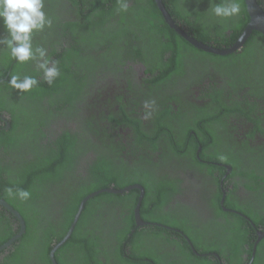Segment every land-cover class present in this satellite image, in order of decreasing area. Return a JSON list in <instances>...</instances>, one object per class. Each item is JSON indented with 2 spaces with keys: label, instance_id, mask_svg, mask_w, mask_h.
Listing matches in <instances>:
<instances>
[{
  "label": "trees",
  "instance_id": "16d2710c",
  "mask_svg": "<svg viewBox=\"0 0 264 264\" xmlns=\"http://www.w3.org/2000/svg\"><path fill=\"white\" fill-rule=\"evenodd\" d=\"M176 1L162 0L170 16L175 22H181V29L187 34L215 48H228L240 36L249 20L244 0H238L241 8L239 15L227 19L216 17L210 9L208 10L210 0H181V11L175 6ZM137 2V6L141 7L140 10L142 9L144 14L138 12L137 6L129 7L126 13L118 11V0H45L44 11L52 20V26L46 27L42 32L34 33L33 47L47 49L48 57L58 62L57 66L61 74L51 85L44 81L43 73L37 67V61L17 63L11 57L10 51L0 46V112L9 115L11 125L9 130H3L1 128L4 125L0 120V199L6 200L13 206L21 214L25 223L23 235L8 250L0 252V264H27V259H30L28 264L37 260L44 264H51L49 252L68 230L80 200L88 193L109 188L111 183H115L113 185L115 189L143 184L144 195L140 205V215L144 221L182 229L199 253L215 252L226 261V264H247L256 236L255 230L245 229L248 223L241 218L237 219V222L239 220L237 227L245 230L235 231L238 235L241 233L243 237L247 235L245 241L248 249L241 250L235 246L233 254L237 255L234 263L228 260L225 248L218 241L205 243L192 235L191 230H186L185 220L170 215L165 218L146 216V213L151 211L150 205H160L165 202L167 199H164V194L172 189L175 190L177 184L175 180L165 175L153 178V182L156 183L149 186L142 177L135 178L132 171L128 173L127 178L116 177V172L124 170L118 164L121 162L127 164L121 158V151H125V146L121 142L120 128L130 127L133 130L132 127H134L140 141L138 143L136 139L139 146L143 141L156 140L158 134L164 132V129L155 121L153 128L149 131L144 130L145 115L129 116L122 111V119H118L114 116V112L107 109L106 114L104 112L97 114L94 104L96 97L93 98L91 87L99 75L110 74L116 70L118 73L119 65L125 59H134V65L138 61L142 63L145 57L144 52L139 48L142 43L154 44V49L160 52L168 51L169 48L175 52L174 42L180 44L181 51L192 56L188 58L194 65L191 72L198 73L201 78H207L209 75L206 76V73H209L210 68L214 71L237 68L238 72L240 68L254 66L257 62L253 64L252 62L256 53H264V36L253 31L237 54L205 53L190 45L164 22L154 0H138ZM214 2L220 3L221 0ZM257 2L264 10V0H257ZM0 24L3 25L2 20ZM7 34L6 31L0 38L6 37ZM56 35H61V38L57 40ZM169 35L174 38V41L168 39ZM140 39V44L136 46ZM89 54L94 58L90 60L94 68L86 71L85 69L89 68L86 56ZM100 54L106 55L110 66L101 62ZM248 58L251 64H245ZM133 72L134 69L130 66L128 77L132 76ZM11 75H20L21 78L25 75L34 76L39 84L30 92L20 93L19 90L9 86L8 80ZM159 79L157 77L150 83L157 82ZM211 81L212 89L207 90L204 96L211 100L208 106L214 102L217 106L216 108L212 106L216 112L206 114L216 115L217 118L221 115L228 117L237 111L244 116L248 114L243 105L249 106V102L240 105L235 101L231 103V106H227L225 87L214 85L213 79ZM108 105L110 109H114L113 104ZM202 110L204 111L203 108ZM58 116H61L63 120H59ZM104 120H108L115 126H107ZM250 121L255 125L256 130L264 133L255 119ZM72 124L76 126L75 129L67 126L62 132L57 133L56 128ZM194 125L200 127L202 131L206 130L197 122ZM53 133L59 136L52 139ZM126 138H123V141ZM108 139L115 144L110 146L114 152L106 150ZM183 140L186 143L185 139ZM152 143L153 151H155L157 145ZM196 148L197 145H193L194 151ZM85 149L92 154L93 158L89 160L87 174L100 181L101 185L82 188L79 193L73 194L62 208V214L61 211L53 210V208L52 211H43L42 198L53 193L55 188L62 184L66 175L65 170L69 167L73 169L78 164ZM106 152L109 153L106 154ZM212 167L217 168L214 165ZM8 187H12L13 191L17 188L28 190L31 198L21 201L19 198L9 197L5 191ZM86 189H88L87 192ZM65 194H60L58 198H67L68 195L64 196ZM138 196L139 190L131 189L123 194L101 193L89 199L70 238L54 254L57 264H72V261L75 264H109L112 259L127 261L124 254L128 252L125 248L127 250L130 247L131 259L154 260L151 256L136 254L135 251H140L141 247L133 246L135 236H142L141 233L146 230H137L129 237L131 230L135 227L133 209ZM220 197L219 193L218 199ZM226 197L228 198V194ZM227 198L224 201L225 207L229 206ZM120 202H123L122 205ZM214 205L220 212L219 203L216 202ZM119 212L122 213L123 218H120V228L116 229ZM111 216L114 217L113 220ZM255 222L258 220L255 219ZM259 223L264 225V220ZM18 226L15 217L0 207V245L16 233ZM149 228H151L150 234L153 233L154 237L166 240L171 247L181 246L183 261L191 264H218L212 260L215 257L211 254L200 257L194 255L186 240L172 230L163 229L160 226H149ZM106 234L112 236L109 238V245L103 248V238ZM173 236L180 239L176 240ZM151 242L152 239L149 243ZM263 243L257 245L252 264H260L258 259ZM244 252L247 255V261L241 256Z\"/></svg>",
  "mask_w": 264,
  "mask_h": 264
},
{
  "label": "flooded vegetation",
  "instance_id": "af4514ba",
  "mask_svg": "<svg viewBox=\"0 0 264 264\" xmlns=\"http://www.w3.org/2000/svg\"><path fill=\"white\" fill-rule=\"evenodd\" d=\"M137 1L128 0L129 7H136ZM175 6L181 11V0H177ZM140 8V6H137L136 9H138L140 14H144ZM208 17L211 18L210 15ZM171 19L179 30L186 33L181 29V22H175L173 17ZM164 22L170 27L165 20ZM5 33L4 25L0 24V36L2 37ZM175 33L178 34L176 31ZM178 35L182 37L180 34ZM60 38L61 35H56L57 40ZM168 39L174 41L171 35H169ZM194 39L197 40L196 38ZM140 42L141 39L138 44L135 43L137 44L136 46ZM199 42L204 43L202 41ZM174 43L175 52H172L170 48L168 51L160 52L158 49H154V44L145 45L142 43L139 48L145 54L144 61H142L144 65L140 61L134 65V59H125L119 65L118 73L116 70L110 73L111 75H99L95 80V84L91 87L93 98L96 97L94 98V104L97 114L100 112L106 114L107 110H110L114 112L116 118L122 119V111L129 116H143L146 112H151V115L144 122V130L149 131L153 128L155 121L157 125H161L164 129V132L158 134L156 140L143 141L139 146L138 143L140 141L136 136L134 127H132V130L130 127L120 128V126V134L123 136H121V142L125 146V151H121V158L128 166L123 162L118 164L124 170H119L115 173V176L127 178L128 173L132 171L135 178L141 179L142 177L143 181L149 186L155 185L156 182H153V178L155 179L156 177L166 175L175 180L177 184L175 190L172 189L164 194V199L167 200L160 205H150L151 211L150 213L147 212L146 216L148 218H165L170 215L171 217L174 216L185 220L186 230H191L192 235L199 240L205 243L218 241L225 248L226 256L231 262H236L235 256L237 254H233L235 246L241 250L248 249L245 241L247 235L246 237H243L241 233L238 235L235 230H245L246 228L255 230L256 238L253 241L251 256L247 262V264H252L257 245L264 242V225L259 223L264 220V133L258 129L256 130L255 125L250 121V119H255L264 130V53H256L252 64L257 63L252 67L240 68L238 72L237 68L221 71H214L210 68L209 73H206V76L209 75V77L201 78L198 73L191 72L194 65L189 62L188 58L192 56L181 51L180 44ZM204 44L212 46L209 43ZM244 44L239 50L231 54L239 53ZM179 52L181 53L180 55L177 54ZM174 53L176 54L175 57ZM86 57L89 61V68L85 70H92L94 67L92 66L93 62H90V60L94 58L90 54ZM99 58L102 63L111 65L107 62L106 55L100 54ZM245 64H251L250 58ZM130 66L134 69V72L132 76L128 77ZM233 74H237V76H232ZM157 77L160 78L159 81L150 83ZM212 79L214 85L218 84L220 87H225L227 106H231V103L235 101L240 105L249 102V106L243 105L248 114L244 116L237 111L228 117L221 115L220 118H217L216 115L206 114L216 112V102L210 103V106H208L211 100L204 96L207 90L212 89ZM238 86H242V88H238ZM87 101L89 103L88 98ZM146 101L150 103L154 101V104L146 109L144 107ZM108 104H113L114 109H110ZM212 106L215 108H212ZM58 119L63 120L61 116H58ZM0 120L2 125H4L1 129L9 130L11 127L9 115L5 112H0ZM195 122L200 124L203 129L206 128V130L202 131L200 127L194 125ZM104 123L107 126H115L108 120H104ZM212 123L214 124L213 126L211 125ZM8 125L9 127H7ZM67 126H70L71 129L76 127L73 124L63 125L60 128H56L57 133L62 132ZM261 134H263L262 137ZM57 136L59 135L53 133L52 139ZM125 137L127 138L123 141ZM183 139H185L186 143ZM152 142L157 145L155 151H153ZM106 144V150L114 152L110 146L115 144L110 139L106 141ZM192 144L197 145L195 151ZM108 153L106 152V154ZM81 155L82 159L80 156L78 164L73 169L69 167L65 170L66 175L62 184L55 188L53 193L42 198L44 201H50L46 203L41 201V209L43 211H52L53 208V210L61 211L62 214V208L66 205L69 197L72 198L73 194L79 193L82 188H93L101 185L100 181L87 174L88 165L90 164L89 160L93 159L92 154L85 149ZM212 160L216 162L213 163ZM212 164L217 168L212 167ZM110 185V187L114 188L113 185L115 183ZM138 185L144 190L143 184L140 183ZM87 191L88 189H86ZM64 193H66L64 196L68 195L67 198H58L60 194ZM219 193L221 197L218 199ZM226 194H228V198ZM225 198L228 199L229 206L227 207L224 206ZM216 202L221 207L220 212L214 205ZM122 203L120 202V205ZM45 204L50 205L46 206ZM13 209L15 208L13 207ZM134 209L133 220L135 227L131 230L129 237L137 230H146L141 233L142 236H135L134 248L136 246L141 247V250L135 251V253L151 256L154 260L149 258L131 259L129 257L132 251L131 247L127 250L123 247L128 252V254H124L127 261L112 259L109 264H191L181 259V246L171 247L166 240L154 237L153 233H149L151 229L149 226H160L163 229L172 230L175 234H179L180 238L182 237L186 240L191 251L197 257L211 254L216 258L212 259L214 262L226 264V261L215 252L206 254L197 252L182 229L171 228L157 222L144 221L141 215L139 216L144 224L137 225ZM7 213L9 214L10 212L7 211ZM121 216L122 213L119 212L116 229L120 228V220L123 218ZM60 217L63 216L60 215ZM238 218L245 220L249 225L247 224L245 229H239L237 227ZM111 219L113 220L114 217L111 216ZM255 219L258 222H255ZM86 229L89 230L88 228ZM111 236L107 234L104 236L103 248L109 245ZM39 237L41 238L40 231ZM139 237H141V240H139ZM173 237L176 240L180 239L177 236ZM150 239H152L151 243H149ZM39 242L41 246V239ZM261 247L262 252L258 260L260 264H264V243L261 244ZM241 256L247 261L245 252ZM27 260L28 264L30 259ZM31 264L44 263L37 260L32 261ZM72 264H75V262L72 261Z\"/></svg>",
  "mask_w": 264,
  "mask_h": 264
},
{
  "label": "clouds",
  "instance_id": "9594fccd",
  "mask_svg": "<svg viewBox=\"0 0 264 264\" xmlns=\"http://www.w3.org/2000/svg\"><path fill=\"white\" fill-rule=\"evenodd\" d=\"M45 0H0V20L7 31V36L0 38V46L6 47L10 51L11 57L20 64L37 61V67L43 73V79L49 85L60 76L58 62L48 57L47 49L43 47H33V35L42 32L46 27L52 26V20L44 11ZM212 14L221 19L238 16L241 8L238 0H221L215 3L210 0ZM128 0H118V11L128 12ZM8 84L20 93L30 92L38 86L39 81L34 76L11 75ZM153 102H145L144 107L150 108ZM151 112L145 113L148 118ZM9 197L19 198L27 201L31 198L28 190L17 188L13 191L12 187L5 189Z\"/></svg>",
  "mask_w": 264,
  "mask_h": 264
},
{
  "label": "water",
  "instance_id": "95a60500",
  "mask_svg": "<svg viewBox=\"0 0 264 264\" xmlns=\"http://www.w3.org/2000/svg\"><path fill=\"white\" fill-rule=\"evenodd\" d=\"M154 1H155V4H156L158 10L160 11L162 17L170 25V27L172 29H174L178 34H180L193 47H195L198 50H202L204 52H209V53L216 54V55L231 54V53L236 52L237 50H239L241 48V46L248 39V37L251 35V33L253 31H257L264 36V10L258 4L257 0H244L245 7H246V10L248 13V18H249L248 23L244 27L243 31L241 32V34L237 38V40L230 47H228L226 49H218V48L209 46L207 44L201 43V42L195 40L192 36H189L188 34L179 30L177 25L173 22V20L169 16L164 4L162 3V0H154ZM7 127H9V125ZM131 189H138L139 190V197H138L137 203L135 205L134 213H135L137 225H140V224L143 225L144 223L141 221L139 215H140V205L142 202L144 190L142 189V187L140 185L133 184V185L125 186L122 189H115L113 187H110V188L101 189V190H98V191L93 192L91 194H88L80 201V204L77 208V211H76V213H75V215H74V217H73V219L69 225L67 232L63 236V238L59 242H57L56 244H54L52 246V249L50 251V256H49L51 263L57 264L56 260L54 258L55 251L57 250V248H59L61 245H63L70 238V236H71V234H72V232H73V230H74V228H75V226L79 220V217L82 213V210L85 206L86 201H88L92 197H94L100 193H103V192L113 193V194H122V193H126V192L130 191ZM0 207L6 209L12 215H14V217L17 219L18 224H19L18 230L16 231V233L8 241H6L4 244L0 245V252H1V251L8 250L9 247L17 239H19L23 235V233L25 231V223H24L22 216L15 209H13V207L11 205H9L5 200L0 199Z\"/></svg>",
  "mask_w": 264,
  "mask_h": 264
}]
</instances>
